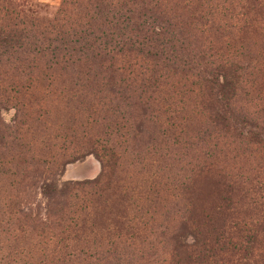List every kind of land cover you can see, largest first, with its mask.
<instances>
[{
	"label": "rangeland",
	"instance_id": "374dc122",
	"mask_svg": "<svg viewBox=\"0 0 264 264\" xmlns=\"http://www.w3.org/2000/svg\"><path fill=\"white\" fill-rule=\"evenodd\" d=\"M0 264H264V0H0Z\"/></svg>",
	"mask_w": 264,
	"mask_h": 264
},
{
	"label": "trees",
	"instance_id": "16d2710c",
	"mask_svg": "<svg viewBox=\"0 0 264 264\" xmlns=\"http://www.w3.org/2000/svg\"><path fill=\"white\" fill-rule=\"evenodd\" d=\"M13 37H14V35H13ZM13 37L11 36V35H8V36H5L3 39H2V41L5 43V45L6 44H9L11 41H14V42H16V41H18L17 39H13ZM17 38H18V36H17ZM224 84L222 85V90L224 89V88H226V87H228L229 88V85L231 84L230 83V81L229 80H227L226 78H224ZM95 182V181H94Z\"/></svg>",
	"mask_w": 264,
	"mask_h": 264
}]
</instances>
